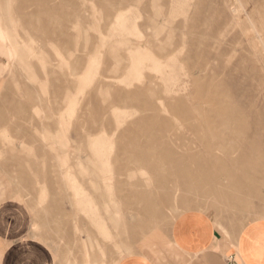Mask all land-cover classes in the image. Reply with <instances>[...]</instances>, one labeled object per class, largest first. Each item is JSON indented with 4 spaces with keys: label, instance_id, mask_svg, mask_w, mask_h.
<instances>
[{
    "label": "rangeland",
    "instance_id": "rangeland-1",
    "mask_svg": "<svg viewBox=\"0 0 264 264\" xmlns=\"http://www.w3.org/2000/svg\"><path fill=\"white\" fill-rule=\"evenodd\" d=\"M4 201L84 264L264 218V0H0Z\"/></svg>",
    "mask_w": 264,
    "mask_h": 264
},
{
    "label": "crops",
    "instance_id": "crops-1",
    "mask_svg": "<svg viewBox=\"0 0 264 264\" xmlns=\"http://www.w3.org/2000/svg\"><path fill=\"white\" fill-rule=\"evenodd\" d=\"M31 226L26 207L0 203V264L85 263L76 261L75 237L63 223L54 227L57 247L55 238L49 245L31 232ZM163 232L164 237L112 264H264V218L238 229L220 226L206 211L186 209Z\"/></svg>",
    "mask_w": 264,
    "mask_h": 264
},
{
    "label": "bare ground",
    "instance_id": "bare-ground-1",
    "mask_svg": "<svg viewBox=\"0 0 264 264\" xmlns=\"http://www.w3.org/2000/svg\"><path fill=\"white\" fill-rule=\"evenodd\" d=\"M198 159H199V158H197V159H196V158H194V161H198ZM184 176H185V178H187V177H188V176H186V174H185ZM193 178H195V177H193ZM175 180L179 181L180 179H179L178 177H176V179H175ZM110 185H111V184H110ZM110 189H111V188H110ZM150 207H152V206H150ZM150 207H149V208H150Z\"/></svg>",
    "mask_w": 264,
    "mask_h": 264
}]
</instances>
